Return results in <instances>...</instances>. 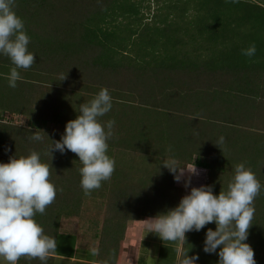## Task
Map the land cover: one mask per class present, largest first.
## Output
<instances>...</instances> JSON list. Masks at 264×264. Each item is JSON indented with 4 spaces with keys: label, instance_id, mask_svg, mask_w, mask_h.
Instances as JSON below:
<instances>
[{
    "label": "trees",
    "instance_id": "trees-1",
    "mask_svg": "<svg viewBox=\"0 0 264 264\" xmlns=\"http://www.w3.org/2000/svg\"><path fill=\"white\" fill-rule=\"evenodd\" d=\"M14 10L30 37L35 63L18 70L22 79L13 89L7 81L13 65L0 56V163L37 151L51 166L56 198L34 219L55 238L53 255H74L77 237L59 233L63 219L79 218L90 200L110 201L98 260L118 264L114 243H121L125 224L163 213L188 194L162 160L207 170L206 185L214 195L226 189L239 163L264 185V51L242 55L252 44L264 46L261 3L16 0ZM103 88L112 109L99 119L115 121L107 153L115 171L85 195L78 157L66 151L51 158L45 154L47 137L35 142L30 136L44 133L59 141L78 106ZM6 114L27 118L28 126L5 122ZM254 207L251 226L264 232V187ZM118 222L121 236L115 240L109 235ZM29 259L21 257L18 264H36Z\"/></svg>",
    "mask_w": 264,
    "mask_h": 264
},
{
    "label": "clouds",
    "instance_id": "clouds-1",
    "mask_svg": "<svg viewBox=\"0 0 264 264\" xmlns=\"http://www.w3.org/2000/svg\"><path fill=\"white\" fill-rule=\"evenodd\" d=\"M15 6L16 0H0V56L13 65L7 75L8 87L13 89L22 79L18 70H27L35 63V54L28 50L30 37ZM255 53V44L242 50V55L249 58ZM111 109L112 97L103 88L78 106L77 117L66 123L59 141L50 140L42 131L43 136L37 132L30 136L35 142L47 137L51 143L45 154L51 158L53 152L66 151L78 157L80 187L85 195L101 188L115 171V160L107 154L115 121L102 124L99 119ZM160 163L173 174L175 182L183 180L185 188L190 187L191 177L198 175L193 162L190 168L180 166L173 158ZM51 170L37 151L0 163V264H18L21 257L47 264L48 257L56 253L55 238L46 235L34 219L37 214L43 215L56 198L57 188L49 179ZM262 187L251 169L239 163L219 194H213L212 186L191 187L175 207L140 222L147 234H155L162 241L181 242H185L186 233L215 224V230L205 232L204 253L216 254L217 264H256L254 250L246 241L255 215L254 200ZM198 259V255L189 257L184 253L178 264H196Z\"/></svg>",
    "mask_w": 264,
    "mask_h": 264
},
{
    "label": "crops",
    "instance_id": "crops-1",
    "mask_svg": "<svg viewBox=\"0 0 264 264\" xmlns=\"http://www.w3.org/2000/svg\"><path fill=\"white\" fill-rule=\"evenodd\" d=\"M264 6V0H256ZM150 16V14H147ZM188 166L186 168H190ZM185 173V177H186ZM182 183V182H181ZM178 183L179 186H183ZM185 188V187H184ZM189 192V188H185ZM87 203V204H86ZM84 212L79 218L64 219L65 223L71 226L69 232L63 231V234H71L77 237L74 255L72 258L58 257L51 255L48 257L47 264H102L100 262L98 251L100 238L106 217V204L101 200L86 202ZM100 205L97 206V204ZM97 207V211H94ZM90 209H93L92 211ZM99 210V211H98ZM95 212V214H94ZM100 213V215L98 214ZM148 218L140 220H129L125 224L122 233L121 243H114L116 248V260L118 264H178L182 254L187 253L190 257L198 255L196 264H217L218 256L216 254H206L202 251L205 232L207 229L215 230V224H208L199 232L186 233L185 242L181 241H162L157 235L146 233L143 222ZM77 222V224H76ZM75 224V225H74ZM119 229L112 232L113 239L121 236V224ZM62 228V227H61ZM264 232L261 229L250 226L249 236L246 241L254 250V259L256 264H264ZM111 251L114 254L113 247ZM36 264H41L38 259H29ZM69 262V263H66Z\"/></svg>",
    "mask_w": 264,
    "mask_h": 264
},
{
    "label": "rangeland",
    "instance_id": "rangeland-1",
    "mask_svg": "<svg viewBox=\"0 0 264 264\" xmlns=\"http://www.w3.org/2000/svg\"><path fill=\"white\" fill-rule=\"evenodd\" d=\"M201 1V0H200ZM260 45L258 44V45H256V48H258V49H260V50H262V51H264V46L261 48V47H259ZM262 60V59H261ZM4 121L5 122H7V123H10V124H13V125H17V126H23V127H26V126H28V119L27 118H25V117H22V116H14V115H11V114H6L5 116H4ZM50 130H52V131H55V132H62V129H60V126H50ZM124 157H125V160H126V154H124L123 155ZM127 160H129V161H127L129 164H133L132 163V160H130V158H127ZM185 178H187V174H186V177ZM182 183V185H183V180L181 181ZM179 187H181V186H179ZM183 189L184 190H186L185 188H184V186H182L181 187V190H182V192H184L183 191ZM102 201V200H101ZM89 202H91V200L89 201ZM105 202V201H104ZM109 203H110V201H109ZM108 202H105V204H106V206L109 204ZM87 204V203H86ZM98 205H100V203H98L97 204V206ZM97 209H99V208H97V207H94V211H97ZM91 211L93 210V209H90ZM99 211V210H98ZM84 212H86V211H84V210H82L81 211V216H82V214L84 213ZM94 214H95V212H94ZM99 215H100V213H98ZM107 215V214H106ZM77 219V218H76ZM64 220V219H63ZM61 221V225H60V229H59V233H61V232H63V231H66V232H69L70 230H72L71 228V226H69V224L68 223H65L64 221ZM105 223H107L106 222V218H104V224ZM76 224H77V222H76ZM75 225V224H74ZM62 227V228H61ZM61 234H63V233H61ZM115 241H111L110 242V244L111 243H114ZM66 263H69V262H66Z\"/></svg>",
    "mask_w": 264,
    "mask_h": 264
},
{
    "label": "built area",
    "instance_id": "built-area-1",
    "mask_svg": "<svg viewBox=\"0 0 264 264\" xmlns=\"http://www.w3.org/2000/svg\"><path fill=\"white\" fill-rule=\"evenodd\" d=\"M198 170V175L191 177V184L189 187V191L191 187H200L201 185H206L208 182L207 170L202 168H196Z\"/></svg>",
    "mask_w": 264,
    "mask_h": 264
}]
</instances>
